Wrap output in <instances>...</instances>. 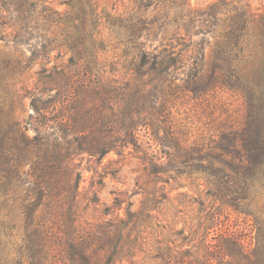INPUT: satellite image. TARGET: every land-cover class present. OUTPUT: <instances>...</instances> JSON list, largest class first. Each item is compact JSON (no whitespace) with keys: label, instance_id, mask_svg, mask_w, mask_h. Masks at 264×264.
<instances>
[{"label":"trees","instance_id":"16d2710c","mask_svg":"<svg viewBox=\"0 0 264 264\" xmlns=\"http://www.w3.org/2000/svg\"><path fill=\"white\" fill-rule=\"evenodd\" d=\"M174 2L65 0L59 12L47 0H0V41L30 52L0 53V78L10 73L31 110L19 119L16 91L0 106V264H264V242L246 246L221 220L264 183V14L218 0L188 6V22L177 21ZM102 24L119 35L123 56L134 54L125 81L102 60ZM215 92L240 98L241 114L227 110L217 134L189 141L175 127V95ZM142 128L166 163L142 152ZM110 153L147 163L153 185L172 171L203 176L219 205H199L188 235L171 228L161 237L151 192L150 205L123 215L122 205L107 206L103 220L82 221L76 161Z\"/></svg>","mask_w":264,"mask_h":264},{"label":"rangeland","instance_id":"374dc122","mask_svg":"<svg viewBox=\"0 0 264 264\" xmlns=\"http://www.w3.org/2000/svg\"><path fill=\"white\" fill-rule=\"evenodd\" d=\"M47 1L52 8L59 12L66 10V6L63 4L65 0ZM175 1L174 11L178 16L177 21H182L185 18L188 22V6L190 9L205 8L218 0H186L185 4L182 0ZM233 1L247 4L253 12L264 14V0ZM126 5L127 3H125ZM110 8L111 5L109 4L107 9L110 10ZM117 9L119 12H124L125 7L119 4ZM152 16L151 12H148L147 18ZM99 33L105 42V51L101 54L103 62L108 66V69L110 66L115 69L114 78L120 81L129 79L131 72L127 70V66L134 54L123 56L125 47L119 45V35L113 33L104 24L100 26ZM185 39L187 42V36ZM157 44V42L148 43L147 47L152 45L154 47ZM177 45L174 42L176 49L182 48V46ZM17 50L19 51L15 52L10 44L0 41V53L9 57L22 55L24 59L30 56V52L25 47ZM37 70H39V65H35L22 81L26 82L27 77H31L32 72ZM179 78H182L181 74H179ZM32 81L29 79L30 85H32ZM14 82L10 73L0 78V106L4 104L3 109L7 110L11 96L14 95L12 91H16L18 100L12 107L19 119L25 121L31 113L29 100L23 98L20 92V84ZM180 82V80H175L174 84L177 85ZM173 102L175 127L189 141L197 137H209V135L217 134L215 131L222 120L226 118L225 112L227 110L228 113H236L238 116L243 110L240 98L222 92L209 93L200 98L192 97L188 93L176 94ZM138 139L142 152L146 153L150 159L157 163L167 162L166 156L156 145L147 129H140ZM76 163L81 175L77 205H80L82 221L93 223L103 220L105 218L103 211L107 206L122 205L121 215L124 214L128 205H133V210L138 209L142 202L148 198L147 193L151 192L153 197L150 200H153L155 205H160L157 219L166 228L161 237L168 236V229L171 228L175 231L184 229L188 235L189 227L197 222L199 205H219L211 201L206 195L207 186L203 176L188 177V171L182 174L173 171L168 174H161L157 183L153 185L148 183L143 170L147 163L130 155L118 157L116 154L110 153L102 160L88 159L84 156ZM138 179L140 184L136 186ZM149 201L145 202V205H150ZM235 209L236 212L228 209L223 211L221 216L223 225L229 224L232 229H237L246 246L254 247L258 241L259 243L264 242V183L257 184L251 198L240 202ZM179 243L181 241L177 240L176 244ZM11 260L10 257L9 261L11 262Z\"/></svg>","mask_w":264,"mask_h":264}]
</instances>
